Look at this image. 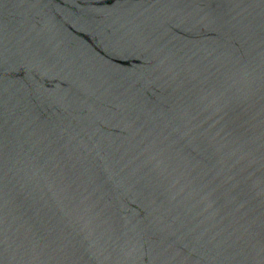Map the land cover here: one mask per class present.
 <instances>
[{
	"label": "water",
	"instance_id": "95a60500",
	"mask_svg": "<svg viewBox=\"0 0 264 264\" xmlns=\"http://www.w3.org/2000/svg\"><path fill=\"white\" fill-rule=\"evenodd\" d=\"M0 264H264V0H0Z\"/></svg>",
	"mask_w": 264,
	"mask_h": 264
}]
</instances>
